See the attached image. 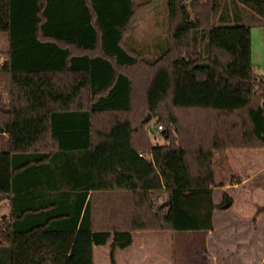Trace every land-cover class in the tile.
Returning <instances> with one entry per match:
<instances>
[{"label": "trees", "instance_id": "obj_1", "mask_svg": "<svg viewBox=\"0 0 264 264\" xmlns=\"http://www.w3.org/2000/svg\"><path fill=\"white\" fill-rule=\"evenodd\" d=\"M202 1H171V39L186 54L148 63L126 43L135 0H0V196L10 201L0 264H94L107 244L116 264L134 233L213 230L215 160L264 150V81L250 57L264 0ZM139 59L163 145L132 111L125 68ZM65 76L69 88L57 83ZM192 131L194 146L175 143Z\"/></svg>", "mask_w": 264, "mask_h": 264}, {"label": "rangeland", "instance_id": "obj_2", "mask_svg": "<svg viewBox=\"0 0 264 264\" xmlns=\"http://www.w3.org/2000/svg\"><path fill=\"white\" fill-rule=\"evenodd\" d=\"M171 1L135 0L137 12L133 22L134 30L132 35L126 39V43L136 55L148 63H153L159 59L164 62L172 57L186 54L183 46L171 39L175 31L174 25L169 22L168 18V7ZM191 1L185 0V3L189 5ZM190 19H195V15L190 14ZM6 38V35L0 34V63H2L7 51L8 41ZM250 57L253 74L264 81V22L251 25ZM148 68L149 66L140 59L133 67L125 68L133 83L132 111L136 117L151 116L145 128L147 139L151 144L163 145L165 141L161 133L165 128L158 130V125L161 124L158 123L157 118H152L144 102L145 92L151 83V78L147 74ZM65 77L59 79L61 82L57 80V83L69 88L74 82H71L70 78L66 81ZM77 99L84 100L87 98L84 93H81ZM180 118L186 119L187 115L181 113ZM180 125H184V120L180 121ZM196 135V131L188 134L176 133L175 143L192 147ZM0 147L2 149L7 148L3 138H0ZM228 153H230L228 156L217 157L215 160L214 168L218 186L213 189L212 198L216 206L223 205L226 198L232 202V206L227 210L219 209L215 223L221 227L234 221L245 223L246 234L240 241H243L247 251L253 254L251 256L246 255L245 264H255L258 241L260 243V255L264 254V246L262 245L264 241H262L264 238V214H257L259 208H264V150H242L238 152L233 150ZM3 203L4 199L0 200V204ZM241 230L243 229L225 227L214 234L216 238L213 242L218 251L216 250V257L212 261L216 264H235L232 262V256L236 239H239L235 236H237L236 231L240 233ZM203 233L205 232H174L164 235L173 239V248L179 251L186 264H205V261H208L207 255L203 253L197 255L196 253L198 249L204 246L205 234ZM164 235L159 233L148 237L144 246L136 244L135 264H143L142 262L146 257L151 260V264H164L162 260ZM172 256L176 257L177 255ZM94 259V264H110L108 244L95 248ZM121 259L122 264H127L124 260L125 256H120ZM173 259L175 260L173 264L181 261L179 256ZM189 259L192 262L189 263ZM261 264H264V261Z\"/></svg>", "mask_w": 264, "mask_h": 264}, {"label": "crops", "instance_id": "obj_3", "mask_svg": "<svg viewBox=\"0 0 264 264\" xmlns=\"http://www.w3.org/2000/svg\"><path fill=\"white\" fill-rule=\"evenodd\" d=\"M69 78H70V80H72L71 82H73L75 80V78L73 76H67V77H65V80L67 81ZM59 82H61V81L59 80ZM231 151H233V150H231ZM235 151L238 152V151H242V150H235ZM243 151H249V150H243ZM228 152H230V151H228ZM228 152L226 153L227 156L230 154ZM217 213H218V210H215L214 214H213V230L210 232L203 233V234H205L204 235V246L201 249H198V251L196 252L197 255H198V253H203L204 255H207L206 259H208V261H205L206 262L205 264H216L214 261H212V260H214V257H216V252L218 251L215 248L216 246L214 245V242H213L215 240L214 238H216L214 236V234L218 230L225 228V227H227V228L228 227L242 228L243 230H241L240 233L238 231H236V235L238 237L237 236H235V237L239 238V239H236V243L234 245L232 262H234L235 264H245V260L247 259L246 255H250V256L253 255V254H251V252L247 251V249L245 247V243H243V241H240V240H243V238L246 234V231L244 230L246 227L245 223L234 221L232 223H228L226 226H222V227L218 226L215 223V217H216ZM9 215H10V201L7 199L6 200L4 199V203L0 204V220H2L3 217H5L6 221H7ZM0 225L2 226V223ZM156 234H159V233H147V232L134 233L132 235L133 241H132L131 247L125 251H116V254H115L116 264H122L123 261H122V259L120 260V256H122V255L125 256L124 260H126L127 264H135L136 263L135 257H134V251L136 250L135 245L136 244L138 246L146 245V240H148V237L156 235ZM161 234L164 235L165 233H161ZM136 239L138 240V242ZM172 240H173L172 238L167 237L165 235L163 237V242H164L163 243V249H164L163 250V258H162L163 263L164 264H173V262L175 261L173 258H176V257L178 258V256H179L181 261L176 260L178 262L177 264H186L183 261L182 255L179 253V251L177 249L173 248V241ZM263 240H264V238L262 239V241ZM262 245L264 246V241H263ZM257 246H258L257 255L256 254H255L256 256L254 255L257 259L255 264H261L264 261V254H262V256L260 255V243H259V241L257 243ZM95 248H97V247H94V250H95ZM172 255H177V256L175 257ZM94 261H95V259H94ZM188 261H189V263L192 262L190 259ZM142 263L143 264H151V260L146 257V258H144Z\"/></svg>", "mask_w": 264, "mask_h": 264}, {"label": "water", "instance_id": "obj_4", "mask_svg": "<svg viewBox=\"0 0 264 264\" xmlns=\"http://www.w3.org/2000/svg\"><path fill=\"white\" fill-rule=\"evenodd\" d=\"M263 113H264V104H263ZM151 119V116L150 115H147V117L145 118V122H148L149 120ZM4 197L3 196H0V200H3ZM232 206V202L229 200V199H225L224 201V204L222 205V209L223 210H227L229 209L230 207Z\"/></svg>", "mask_w": 264, "mask_h": 264}, {"label": "built area", "instance_id": "obj_5", "mask_svg": "<svg viewBox=\"0 0 264 264\" xmlns=\"http://www.w3.org/2000/svg\"><path fill=\"white\" fill-rule=\"evenodd\" d=\"M162 128H161V126H158V130H161Z\"/></svg>", "mask_w": 264, "mask_h": 264}]
</instances>
